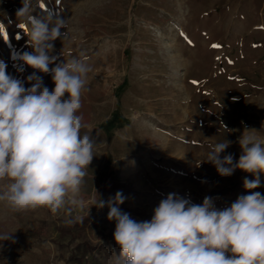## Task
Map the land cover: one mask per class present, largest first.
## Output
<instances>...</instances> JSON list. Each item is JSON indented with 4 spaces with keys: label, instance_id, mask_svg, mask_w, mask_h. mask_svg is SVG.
Instances as JSON below:
<instances>
[{
    "label": "rangeland",
    "instance_id": "rangeland-1",
    "mask_svg": "<svg viewBox=\"0 0 264 264\" xmlns=\"http://www.w3.org/2000/svg\"><path fill=\"white\" fill-rule=\"evenodd\" d=\"M22 6L0 0V62L29 87L36 70L20 60L33 52ZM29 14L64 20L57 62L87 57L78 114L95 157L82 209L12 213L0 203V233L12 234L0 242V264H123L107 218L118 191L121 211L137 221L150 220L170 193L195 204L211 197L219 209L247 194L244 179L255 177L221 176L206 160L225 139L221 156L238 160L245 128L264 139V0H30ZM37 75L54 87L50 74ZM260 180L255 191L264 194ZM82 220L59 238L58 229Z\"/></svg>",
    "mask_w": 264,
    "mask_h": 264
},
{
    "label": "clouds",
    "instance_id": "clouds-1",
    "mask_svg": "<svg viewBox=\"0 0 264 264\" xmlns=\"http://www.w3.org/2000/svg\"><path fill=\"white\" fill-rule=\"evenodd\" d=\"M22 4L17 14L30 24L33 52L20 60L36 71L25 87L0 62V181H8L0 203L12 213L45 208L71 214L84 206L80 193L95 157L96 141L81 134L85 125L78 114L91 68L87 57L57 62L52 52L54 41L63 36L64 20L30 15V0ZM37 72L51 75V90ZM256 132L245 128L235 162L231 153L221 156L231 141L210 146L206 161L219 175L239 169L255 177L244 179L247 194L228 207L217 208L211 197L195 204L170 193L150 220L137 221L121 211L122 192L110 198L107 218L115 221L113 236L123 264H264V194L255 191L264 174V139ZM104 206L99 200V207ZM11 237L0 233V242Z\"/></svg>",
    "mask_w": 264,
    "mask_h": 264
},
{
    "label": "trees",
    "instance_id": "trees-1",
    "mask_svg": "<svg viewBox=\"0 0 264 264\" xmlns=\"http://www.w3.org/2000/svg\"><path fill=\"white\" fill-rule=\"evenodd\" d=\"M85 220L79 221L78 223H74L71 227L70 223H68L67 225H65V227L58 229L59 232V238L63 239L66 236H68L70 233H72V231L75 229V227H79L81 224H84ZM75 226V227H74Z\"/></svg>",
    "mask_w": 264,
    "mask_h": 264
},
{
    "label": "bare ground",
    "instance_id": "bare-ground-1",
    "mask_svg": "<svg viewBox=\"0 0 264 264\" xmlns=\"http://www.w3.org/2000/svg\"><path fill=\"white\" fill-rule=\"evenodd\" d=\"M246 27V26H245ZM251 34V33H250Z\"/></svg>",
    "mask_w": 264,
    "mask_h": 264
}]
</instances>
